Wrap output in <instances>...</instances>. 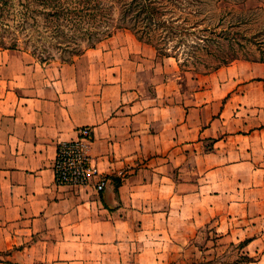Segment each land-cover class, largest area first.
Masks as SVG:
<instances>
[{
  "label": "crops",
  "instance_id": "crops-1",
  "mask_svg": "<svg viewBox=\"0 0 264 264\" xmlns=\"http://www.w3.org/2000/svg\"><path fill=\"white\" fill-rule=\"evenodd\" d=\"M130 36L63 62L0 49V263L185 264L207 228L264 264V62L198 76ZM83 126L100 192L54 180Z\"/></svg>",
  "mask_w": 264,
  "mask_h": 264
},
{
  "label": "rangeland",
  "instance_id": "rangeland-1",
  "mask_svg": "<svg viewBox=\"0 0 264 264\" xmlns=\"http://www.w3.org/2000/svg\"><path fill=\"white\" fill-rule=\"evenodd\" d=\"M17 1L8 0V5L17 6ZM78 1L49 0L43 3L35 0L36 11L33 13L36 15V20L33 22L30 19L33 26L19 31L11 22V28L0 24V36L7 37L5 42L8 46L10 34L6 31L15 32L18 42V47L15 49L26 51L37 60L48 63L73 59L85 50L83 48L88 45L87 39L96 35L102 38L98 43L95 41L94 47L98 49L111 45V40L117 33L126 34L128 37L130 33L133 35L127 29L114 27L121 15V6L115 0H81V4ZM190 1L197 9V13L190 20V22L197 21L199 25L196 33L187 35V44L181 45L180 49H177L172 42L166 45L168 49H163L170 55L178 56L180 61L178 64L182 70L203 76L216 67L237 59L264 62V0ZM59 3H62L66 9L62 11L58 8ZM46 5H50L49 8H46ZM110 5L113 8L110 9ZM72 6L78 7L77 17L81 14L79 11L83 8L81 6L89 8L93 17L80 24L73 22V19H70L72 15L67 10ZM89 10L85 9L90 13ZM48 11L51 14L47 15ZM73 23L75 26L71 27ZM108 31L109 35L106 36ZM134 38L136 39L135 36ZM121 39L127 41V38ZM138 42L141 43L137 39L134 41L136 49L140 47ZM0 49L4 48L0 47ZM145 49H155V47L148 45ZM192 250L198 259L194 264H239L243 260L237 246L219 240L217 234L207 228L194 237V242L190 246L184 247V255L187 259L185 264L191 259Z\"/></svg>",
  "mask_w": 264,
  "mask_h": 264
},
{
  "label": "trees",
  "instance_id": "trees-1",
  "mask_svg": "<svg viewBox=\"0 0 264 264\" xmlns=\"http://www.w3.org/2000/svg\"><path fill=\"white\" fill-rule=\"evenodd\" d=\"M35 0H18L17 6L14 4L8 5V0H0V24L6 25L7 28H11L10 22L14 24L18 30L32 27L30 19L33 22L36 20L34 7ZM41 2H48L49 0H40ZM117 4L121 6V15L117 19L115 28H123L131 31L138 41L155 47L159 54L163 56H173L180 63L177 55H170L164 52L163 49H168L166 46L169 42L180 49V46L187 44V35L195 34L196 28H198L197 21L190 22L192 16L197 13L192 1L190 0H115ZM81 0L78 1L81 4ZM77 4V3H76ZM50 5H46L49 8ZM79 7V5L77 4ZM62 11L65 10V6L59 3ZM78 7L72 6L67 8L72 16L73 22H84L86 19L90 20L93 17V13L89 8L81 6L79 11L80 16L77 17L76 10ZM113 8L110 5V9ZM89 10V12L85 11ZM51 14L48 11L47 15ZM9 20V21H6ZM6 21V22H4ZM75 23L71 27H74ZM98 34V31L95 30ZM9 32L10 43L6 46L5 39L7 37L0 36V47L4 49H15L18 47L17 35L15 32ZM14 36L12 37V34ZM109 31L105 34L108 36ZM97 36V35H96ZM95 36V37H96ZM94 37V38H95ZM87 39L88 49L94 47L96 43L101 41L99 37ZM96 41V43H95ZM199 45V43H195ZM188 46H191L188 44ZM80 54V53H79ZM218 68V67H216Z\"/></svg>",
  "mask_w": 264,
  "mask_h": 264
},
{
  "label": "built area",
  "instance_id": "built-area-1",
  "mask_svg": "<svg viewBox=\"0 0 264 264\" xmlns=\"http://www.w3.org/2000/svg\"><path fill=\"white\" fill-rule=\"evenodd\" d=\"M92 132L88 126L79 127L77 136L57 145L53 161L54 180L57 185L91 186L100 192L107 178L89 154Z\"/></svg>",
  "mask_w": 264,
  "mask_h": 264
}]
</instances>
